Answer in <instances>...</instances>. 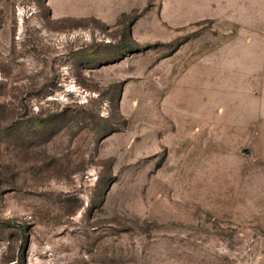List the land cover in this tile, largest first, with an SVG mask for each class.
I'll use <instances>...</instances> for the list:
<instances>
[{
  "label": "rangeland",
  "instance_id": "374dc122",
  "mask_svg": "<svg viewBox=\"0 0 264 264\" xmlns=\"http://www.w3.org/2000/svg\"><path fill=\"white\" fill-rule=\"evenodd\" d=\"M0 264H264V0H0Z\"/></svg>",
  "mask_w": 264,
  "mask_h": 264
}]
</instances>
